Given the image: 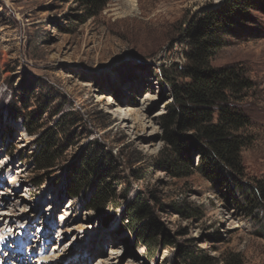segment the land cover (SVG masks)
Segmentation results:
<instances>
[{
  "label": "rangeland",
  "instance_id": "rangeland-1",
  "mask_svg": "<svg viewBox=\"0 0 264 264\" xmlns=\"http://www.w3.org/2000/svg\"><path fill=\"white\" fill-rule=\"evenodd\" d=\"M131 1L110 0L81 22L84 12L72 0H0V264H192L189 254L213 264L232 256L264 264V207L254 217L238 212L226 191L195 170L198 156L185 179L158 158L171 107L159 74L184 65L183 20L223 0H134L129 12ZM250 14L254 23L223 37L212 66H237L255 85L242 105L252 142L241 153L243 179L253 184L264 182V16ZM66 113L79 119L67 129L72 140L53 167L37 170L40 132L30 135L25 121L36 116L43 131ZM91 141L117 160L113 175L124 180L120 196L125 191L117 208L95 212L85 196H60L66 172ZM136 195L160 224L157 241L172 245H160L152 258L122 229V211Z\"/></svg>",
  "mask_w": 264,
  "mask_h": 264
},
{
  "label": "trees",
  "instance_id": "trees-1",
  "mask_svg": "<svg viewBox=\"0 0 264 264\" xmlns=\"http://www.w3.org/2000/svg\"><path fill=\"white\" fill-rule=\"evenodd\" d=\"M109 1L72 0L84 12L81 22L99 15ZM252 12L264 16V0H223L219 7L183 20L179 39L187 41L184 65L174 68L173 76L163 70L159 74L161 83L169 90L171 107L162 118L166 151L158 158L166 172L185 179L193 175L194 156H198L195 170L217 190L226 191L222 197L226 194L223 197L226 201L231 198L238 212L254 217L264 207V182L250 184L243 179L241 153L252 142L251 117L242 105L251 97L255 85L237 66H212L213 57L223 46V37L234 30L244 32L246 26L254 23ZM26 91L22 90L23 108ZM60 112L56 111L55 115ZM72 116L60 115L53 127L43 131L36 116L25 121L30 135L40 132L36 140L38 153L33 159L37 170L53 167L59 153L72 140L73 134L67 133V129L79 122ZM61 135L65 144L59 146ZM116 161L104 145L91 141L66 172L60 196L70 199L85 196L87 210L95 212L117 208L125 191L120 196L117 189L124 180L113 175L117 171ZM121 219L122 229L132 235L134 243L143 246L146 257L152 258L160 245L162 249L171 248L167 239L157 241L160 224L141 196L136 195L126 205ZM188 257L192 264H213L209 258H193L190 254ZM222 264L242 263L239 257L232 256Z\"/></svg>",
  "mask_w": 264,
  "mask_h": 264
},
{
  "label": "bare ground",
  "instance_id": "bare-ground-1",
  "mask_svg": "<svg viewBox=\"0 0 264 264\" xmlns=\"http://www.w3.org/2000/svg\"><path fill=\"white\" fill-rule=\"evenodd\" d=\"M129 7H130V10H129V12H132V11H134L135 10V2H134V0L133 1H131L129 4ZM128 7V8H129ZM2 263V262H1ZM14 264V263H13ZM43 264V263H42ZM57 264H60V263H57Z\"/></svg>",
  "mask_w": 264,
  "mask_h": 264
}]
</instances>
